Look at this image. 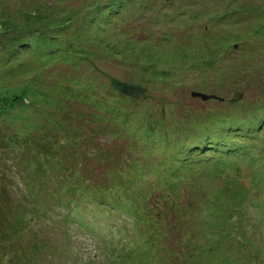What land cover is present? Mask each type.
Instances as JSON below:
<instances>
[{
	"label": "rangeland",
	"instance_id": "374dc122",
	"mask_svg": "<svg viewBox=\"0 0 264 264\" xmlns=\"http://www.w3.org/2000/svg\"><path fill=\"white\" fill-rule=\"evenodd\" d=\"M149 1L141 4L142 0H0V144L9 149L13 145L10 143L13 130L17 134L27 123L42 119L45 111L28 112L21 107L10 110L9 95L16 92L22 94L25 104H41L42 89L48 85L55 84L58 88L71 80L79 83L86 90L82 96L77 94L76 101L65 110L75 115L72 121L66 122L81 138L56 147L55 155L62 172L78 169L85 173L77 182L71 181L80 190H91L81 193L78 199L72 197L83 212L74 213L68 223L54 222L47 215L43 221L39 222V217L37 223L33 220L27 224L25 230L11 231L12 216L19 201L12 185L23 189L20 173L14 166L17 159L0 152V195L9 193L8 199L0 196V257L4 259L0 264H21L24 253L32 254L25 259L34 264H115L109 251L114 247L115 251L126 254L127 247L123 248L122 242L134 245L135 249L128 251L138 256L130 260L131 264H190L191 254L194 259L198 258L195 264H264V126L261 125L263 131L255 130L256 123L264 120V16L224 12L235 3L245 8L257 5L264 9V0ZM218 11L224 15L218 17ZM47 14L58 18L60 27L76 37L59 28L46 29L41 25L30 28L31 23L38 21L34 15L43 18ZM29 29L34 33L43 29L58 35L59 38L41 43L42 48L48 44L57 46L58 41H71L73 59L69 63L60 60L43 64V68L32 63L29 56L25 59L29 53L22 43L29 40L25 34ZM145 32L151 38H161H148V44L143 41L137 44L138 37ZM126 34H131L129 40ZM165 35L171 42L159 50L156 42L168 40ZM135 50L138 54H133ZM32 54L43 56L41 52ZM227 60L233 61L232 66L223 64ZM131 65L139 68L132 70ZM105 73L112 75V80L140 85L142 106L149 114L140 116L130 112L126 120L119 119L124 123L121 130V125L114 120L115 113L104 116L109 120L96 116L93 122H83L77 114L89 112L78 96L94 97L103 93L105 87H112V80ZM30 74L33 80L29 79ZM192 92L217 98L202 99ZM60 103L58 100L56 104ZM218 119L220 125L216 123ZM231 122L238 123L233 129L236 134L231 132L228 138L223 137V130ZM246 125L251 128L244 129ZM213 128L215 131L210 132ZM248 130L254 131V137L246 138V134H251ZM104 131L112 135L113 144L116 137L120 145L128 146L126 137H132L131 151L147 152V158L141 162L164 159L168 152H182L187 157L185 160L193 161L194 167L202 165L194 170V175L185 176L188 182L195 181L192 186L177 187L174 202L181 208L172 210L162 201L160 196L165 192H155L160 186L156 185L155 173L148 172L155 187L147 192L146 202L139 203L146 214L147 223L143 226H130L135 221L131 212L119 215L114 210L95 209L93 202L98 197L100 201L105 198L94 189L117 188L122 195L126 194L124 179L118 170L105 173L99 167L101 157L87 155L83 161L86 170L74 165L78 159L76 152L91 153V148H80L89 147L80 143L82 140L91 138L97 148H105ZM258 135L262 137L256 140ZM219 143L238 151L232 154L212 148ZM111 148L115 149L113 145ZM153 149L157 151L154 154ZM197 149L199 152L195 153ZM157 154L160 156L155 158ZM229 161L238 165L232 171L233 176L226 166ZM166 163L164 160L163 164ZM255 168L260 171L259 175L254 172ZM132 188L136 196L139 189ZM216 197L229 205L227 211L218 212L220 209L209 202ZM65 198V194L59 195L61 205ZM136 205L135 200L132 206L136 208ZM151 205H154L152 209ZM151 214L157 218L158 233L149 231L153 229L147 219ZM79 220L91 224H81ZM111 225L116 227L113 232ZM155 238L158 245L142 255L144 252L139 248ZM9 254L14 255L13 262ZM126 261L125 258L120 263Z\"/></svg>",
	"mask_w": 264,
	"mask_h": 264
},
{
	"label": "trees",
	"instance_id": "16d2710c",
	"mask_svg": "<svg viewBox=\"0 0 264 264\" xmlns=\"http://www.w3.org/2000/svg\"><path fill=\"white\" fill-rule=\"evenodd\" d=\"M144 2H151V1L142 0L141 4ZM257 8H258L257 5L255 6L252 5L249 8H245L238 3H235L230 7H226L224 12L230 13L233 11H238V12L259 13V17L262 18L264 16V9H259V8L257 9ZM176 10L179 11V9ZM224 12L218 11L217 16L219 17L221 15H224ZM173 13H168V14L171 15ZM177 14L181 15V12ZM34 17L38 21L31 23L30 26L31 29H34L36 25H41L46 29L59 28L61 32L76 37V35L73 32L67 31L65 27H60L61 25L60 20H58V18L56 17H51L48 14L43 18L39 15H34ZM188 24L190 25L191 23ZM25 34L29 37L28 38L29 40L26 43H22V46L26 48V52L29 53L27 56H25V59L29 56V58L33 60L32 63H35V65L40 64V66H42L43 64L60 62V60L69 63V60L73 59L71 56H74L73 55L74 49L71 48L73 44L71 43V41L66 43H62V41H58L59 44L57 46H51L50 44H48L46 47L43 48L42 46H39L41 43L48 42L52 38H59L56 33L50 34L43 29H40L39 31H37V33H34V31L29 29V31L26 32ZM126 35H127V39L129 40L131 34H126ZM149 35L151 34H148L146 32L141 34L137 39V44L139 43L140 45V41H143L145 44H148L149 43L148 38L149 39L161 38V37L151 38ZM164 37H167L168 40L159 41L158 43L156 42V47L159 46L158 48L159 50H164L167 44L171 42L170 37H168L167 35H165ZM189 42L192 43L191 40ZM193 42H196V40ZM181 48L182 50L185 51V47L181 46ZM231 49L232 47L229 50L231 51ZM33 52H38V53L41 52L43 56L32 54ZM134 53L138 54V51L136 52L135 50L133 54ZM225 63H229V64L231 63L232 66L233 61L227 60L223 64ZM131 66L133 67L132 70H134V68H137L136 66L138 65H131ZM41 68H43V66ZM44 68L46 69L48 67L45 66ZM111 76L112 75H108V73H105V77H107L109 80L113 79L110 78ZM217 76L220 77L219 75ZM46 78H49V76L47 75ZM29 79L33 80L31 74ZM203 82L206 81L203 80ZM140 89L141 86L137 84H130L129 82H125V81L112 80V87L110 88L105 87L103 93L101 94L97 93L96 95H94V97H90L88 94H85V97H80V95L82 96L83 91H85L86 89H83V86H79V83H76L75 81L71 80L68 83L60 85L58 88L56 87L55 84H53L52 86L48 85V88L45 90L42 89L43 94L41 98V104H34V105L30 103L25 104L23 101L22 94H18L16 92L9 95L7 105L10 110L19 107L27 110L28 112L45 110L42 119L32 120V122L27 123L26 127H21L18 129L17 134H15V130H13V132L11 131L12 135L10 136L12 137V139L10 138V143L13 145H10L9 149L3 147L0 144V152H4L5 154H8L11 157H15L17 159V161H15L14 163V166L17 168L16 170L20 173V177H22V178L19 177L20 179L19 182L22 183V189H23L22 191L16 185H12L13 192L16 193V196L18 197L17 201L18 200L19 201L17 203V211L14 213V215L12 213L13 222L10 225L11 231L17 229L25 230L27 224L30 225V223L33 220H35V223H37L38 220L39 222L43 221L42 218L47 215H50V217L47 218L49 219L51 218V220H53L54 222L68 223V221L72 219V215L74 213L80 215L83 212L82 211L83 209L81 207H78L76 204L73 203L72 197L78 199L80 198L81 193L89 192L91 190L89 191L80 190V188L76 186V183L72 182L71 179H74L77 182V179L83 178L81 175L85 173H80L78 169L74 170V172L70 171L71 169H69V171L66 169L67 172H62L60 166L59 165L57 166L58 157L56 158L57 155H55L56 147L62 146L63 144H66L70 141L71 142L76 141L78 137L81 138V135L80 136L77 135L79 134L78 131L75 132L74 127H72L69 123L66 122V121H72L75 117V115L72 116L71 113L65 110L67 106H70V104L73 101H76L74 100L75 96L77 97V94L81 93L78 97L81 100L82 106H85L87 108V111L89 112V113L79 112L77 114L79 118L83 120V122H87V123L93 122L96 116L100 117L102 120H109V118L107 117L104 118V116L107 113L109 114L115 113L116 118H114V120L116 119L115 121L117 122V124L121 125L119 128L121 130L124 123L119 119L125 118L126 120L127 116L131 115L130 112L133 113V115L137 113L140 116L149 114V112L146 111L144 106H142L143 98L139 95L140 92L138 91ZM53 98H55V100ZM214 98L217 97L214 95ZM58 100H61L60 104H56ZM140 122L141 121H139V123ZM216 123L220 125L221 120L219 119L216 120ZM261 125L264 126V120L260 121L259 123L258 122L256 123L255 130L263 131ZM235 127H238V123L236 122L235 123L231 122V124L227 123V129L223 130L222 136L227 137V135L230 134L231 132H233V135H235L236 133L233 130ZM246 128H251V127L250 125L248 126L246 125L244 129ZM213 131H215L214 128L211 129L210 132ZM219 132H222L221 128H219ZM248 132H250L251 134L250 135L246 134L245 135L246 138H248L249 136L254 137L253 130H248ZM139 134L142 135L143 132H139ZM103 135H106L107 137H105L104 139L106 146L102 150L96 147L97 146L96 142L93 143L91 138L89 141L82 140L80 142L82 144L89 145V147L80 146V148L82 149L91 148V153L89 152L86 153L83 150H81L82 152L81 151L76 152L78 159L76 160V164L74 165L76 167H81V169H85V162L83 161L87 159V155L92 154L95 157H99V158L101 157L99 160L100 162L98 163L99 167L105 173H111L112 171L118 170V174L122 176V178L124 179V182L122 184L126 187L125 189L126 194L122 195L119 189L117 188H110L108 190L94 189L101 194V197L105 198V200L100 201V197H98L93 202L95 209H100L99 211L102 212H110L114 210V212L117 211L118 214L120 212L130 214L131 212L133 215L132 216L133 220L135 221L130 226L132 228L143 226L145 223H147L146 214L142 211V206H140L139 203L141 201L143 202L144 200L146 202L147 192L151 191L155 187L154 186L155 182H157L156 183L157 186H160V188H158L155 192L158 193L165 192L164 194L165 196L164 195L160 196L163 199L162 201L166 202V205L170 206L169 208L172 210H177L181 208L177 206L174 202L175 201L174 198L177 196V187L179 185L192 186L193 183H195V181H193V183L188 182L185 179V176L188 174L194 175L195 174L194 170H199L200 169L199 167L202 165L197 164L198 167H194L193 161H190L189 158L185 160V158L187 157L182 152H178L177 154H171L170 152H168L167 155H165L164 159L153 160L147 163L141 162L147 158V152L145 150L131 151V145L134 143L132 137H126L130 143V145L127 146L125 144L120 145L116 137H114L116 143L113 144L111 140L112 135L106 134L105 131ZM260 137H262V135H258L256 140H258V138ZM207 141L208 142L211 141L209 137H207ZM111 145H113L115 149L113 148L109 149ZM202 145L203 143L198 144L196 147L198 148L199 146ZM124 146L127 148H123ZM212 148H219L222 151L226 150V152L228 151L231 152L232 154L234 153L236 154V152L238 151V148H233L229 145L222 143H219L216 146H212ZM244 148L247 149L246 147ZM246 151L248 152V150ZM151 152H153L154 154L157 151L153 149ZM194 152L195 153L199 152V150L197 149ZM159 156L160 154H157L155 158ZM164 160L165 162L167 161L165 165L163 164ZM226 166L229 171L228 173H230V175L233 176L234 174L232 171L236 170L235 167L238 165H236L233 161H229L227 162ZM148 172L155 173L156 175L154 178L156 179L155 182H151V177L149 176ZM254 172L255 173L257 172L258 175L260 173V171L257 168H255ZM64 174L66 176H63ZM196 178L197 177H195L194 179ZM228 182H230V180H228L227 183ZM132 187L139 189V193L136 194V196L132 194L133 193ZM61 193L65 194L66 197L63 205H61L58 201V197ZM8 195L9 193H6L4 196L2 195L0 196L3 199H8L9 198ZM89 196L90 194L88 193V197ZM129 196L131 197V199L128 198ZM135 200L137 202L136 208L132 206V202ZM209 202L210 203L212 202L213 205H215L217 208L220 209L218 210V212L223 213L222 211H227L229 209L228 208L229 205L224 203L219 197L213 198L209 200ZM150 207L152 209L154 205H151ZM85 209L87 208L85 207ZM39 217L40 219H38ZM148 217L149 218L147 219H150L148 221V223H150V227L155 229V230L149 229V231L150 232L154 231L155 233H158V231L156 230L158 229L157 218L154 217V214H151ZM214 218L219 219V217H213V219ZM79 222L81 224H87V225L91 224V222L86 223L85 221L82 222V220H79ZM115 228L116 227L114 225H111L110 231L113 232ZM186 238L188 239L189 237ZM155 240L157 239L155 238L152 241H150L149 245L145 244L140 248L138 247L139 249L143 250L144 253L142 255L145 256L146 252L149 253L154 250L152 247L158 245L157 242L155 243ZM152 242H154L153 245ZM34 245H35L34 243H32V245L30 244V246L32 247ZM125 246L127 247L126 254H123L122 253L123 251L121 252V250L115 251L114 247H112L113 249L109 251L111 255V261L113 263L121 264L120 261L126 258L127 261L125 262V264H131L132 261L130 260H134L135 259L134 257L138 256L135 254L131 255L130 253L135 249L133 248L134 245L127 246L125 243L122 242V247L124 248ZM128 250H130V252ZM30 255L32 254L24 253L23 255L24 257H20L21 264H34L31 261H29V259L28 260L25 259V256L26 258H28ZM190 256L191 257L188 259L190 264H195L198 258L194 259V255L192 254ZM9 257L11 260V258L14 257V255L9 254ZM107 258L109 260L108 256ZM116 258L117 260L115 261ZM0 260L1 263L2 260L4 259L0 257ZM133 264H137V262Z\"/></svg>",
	"mask_w": 264,
	"mask_h": 264
},
{
	"label": "water",
	"instance_id": "95a60500",
	"mask_svg": "<svg viewBox=\"0 0 264 264\" xmlns=\"http://www.w3.org/2000/svg\"><path fill=\"white\" fill-rule=\"evenodd\" d=\"M193 96H199L202 99H208V98H214V95H206V94H202V93H198V92H192Z\"/></svg>",
	"mask_w": 264,
	"mask_h": 264
}]
</instances>
